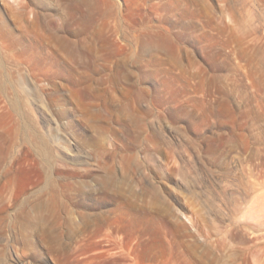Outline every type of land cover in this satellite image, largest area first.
Segmentation results:
<instances>
[{"label": "rangeland", "instance_id": "rangeland-1", "mask_svg": "<svg viewBox=\"0 0 264 264\" xmlns=\"http://www.w3.org/2000/svg\"><path fill=\"white\" fill-rule=\"evenodd\" d=\"M0 264H264V0H0Z\"/></svg>", "mask_w": 264, "mask_h": 264}]
</instances>
